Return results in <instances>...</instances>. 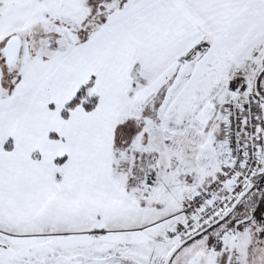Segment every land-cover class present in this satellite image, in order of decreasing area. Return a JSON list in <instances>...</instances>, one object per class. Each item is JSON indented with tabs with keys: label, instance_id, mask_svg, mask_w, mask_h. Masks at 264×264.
Returning <instances> with one entry per match:
<instances>
[{
	"label": "snow or ice",
	"instance_id": "6c2138e0",
	"mask_svg": "<svg viewBox=\"0 0 264 264\" xmlns=\"http://www.w3.org/2000/svg\"><path fill=\"white\" fill-rule=\"evenodd\" d=\"M0 264H264V0H0Z\"/></svg>",
	"mask_w": 264,
	"mask_h": 264
}]
</instances>
